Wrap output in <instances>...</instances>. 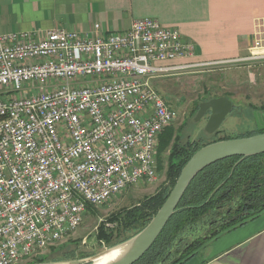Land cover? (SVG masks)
Wrapping results in <instances>:
<instances>
[{
    "label": "built area",
    "instance_id": "1",
    "mask_svg": "<svg viewBox=\"0 0 264 264\" xmlns=\"http://www.w3.org/2000/svg\"><path fill=\"white\" fill-rule=\"evenodd\" d=\"M195 57L153 19L106 35L0 34V264L43 256L88 207L156 179L159 136L178 115L154 80L230 64ZM260 59L258 37L238 62Z\"/></svg>",
    "mask_w": 264,
    "mask_h": 264
},
{
    "label": "crops",
    "instance_id": "2",
    "mask_svg": "<svg viewBox=\"0 0 264 264\" xmlns=\"http://www.w3.org/2000/svg\"><path fill=\"white\" fill-rule=\"evenodd\" d=\"M141 19H153L191 41L196 57L187 63L238 62L249 56L256 38H264V0H0V34L40 35L55 28L85 34L97 24L106 35L126 32ZM253 92L248 98L240 94L247 100L240 106L225 98L242 112L253 105L264 121ZM219 133V139L226 137ZM183 264H264V211L221 233Z\"/></svg>",
    "mask_w": 264,
    "mask_h": 264
},
{
    "label": "trees",
    "instance_id": "3",
    "mask_svg": "<svg viewBox=\"0 0 264 264\" xmlns=\"http://www.w3.org/2000/svg\"><path fill=\"white\" fill-rule=\"evenodd\" d=\"M220 97L228 98L230 95L218 93L202 102ZM245 97L248 98V95ZM239 103H247V101L237 102ZM247 106L255 111L256 107L253 105ZM263 132L251 131L238 138L251 137ZM217 134L218 132L213 135L217 137ZM227 139L231 138L214 139L206 144L194 140L181 143L173 129L170 127L165 129L158 139L156 159L160 171L164 170L165 166L166 182L153 196L145 197L139 206L111 214L107 223L119 225L116 233L113 231L104 233L101 225L97 229L98 239L111 242L131 227L136 230L137 224L142 225L141 229L130 237L140 232L163 205L190 157L208 144ZM163 154H167L165 159L162 157ZM263 211L264 154L231 157L216 162L202 170L192 180L160 235L151 248L134 264H183L221 233L245 224ZM86 213L94 215L95 212L88 207ZM49 249L55 250L53 246L47 251ZM68 254L72 256L73 253ZM68 254H63L50 262H65L70 259L67 258ZM45 259L41 256L26 264L43 263L46 262Z\"/></svg>",
    "mask_w": 264,
    "mask_h": 264
},
{
    "label": "rangeland",
    "instance_id": "4",
    "mask_svg": "<svg viewBox=\"0 0 264 264\" xmlns=\"http://www.w3.org/2000/svg\"><path fill=\"white\" fill-rule=\"evenodd\" d=\"M154 82L165 102L177 112V120L170 128L178 135L181 143L194 140L206 144L214 139H219L214 135L204 134L208 117L205 116L206 114L201 118H196L197 106L209 96L226 93L228 96L230 95V100L237 104L243 100L242 95H255L253 91L256 90L257 107L264 109V59L216 66L205 71L180 72L156 79ZM237 105L240 106V103ZM235 107L237 106L234 105L233 111L220 125L218 131L221 135L235 139L248 132L258 130L256 123L252 122L255 118V111L243 108L242 112L239 111L240 108L235 109ZM240 114H243V117ZM245 116L250 117V120L247 121L248 118ZM166 156L167 154H163V159ZM164 165L166 164L164 163ZM165 182V166L164 170L160 171L157 164V176L151 184L130 187L109 202L97 207H90L94 210V215L86 213L81 225L76 230L53 245L55 250L46 251L43 255L46 262L68 253L73 254L72 256L68 254L67 258L71 260L65 262L90 261L133 238L135 235L132 237L130 235L141 229V224L135 225L136 230L134 227H129V230L118 235L111 242L100 241L97 237V229L103 225L104 233L110 231L116 233L119 225L107 223L108 217L113 213L139 206L145 197H151L157 193ZM120 227L122 229V226Z\"/></svg>",
    "mask_w": 264,
    "mask_h": 264
},
{
    "label": "water",
    "instance_id": "5",
    "mask_svg": "<svg viewBox=\"0 0 264 264\" xmlns=\"http://www.w3.org/2000/svg\"><path fill=\"white\" fill-rule=\"evenodd\" d=\"M233 109V103L225 97L211 99L198 105L196 118H201L209 111L204 131L207 135H213L218 132L220 125ZM254 116L258 131H264V121L260 120L256 113ZM260 154H264V132L251 137L220 140L195 152L183 166L173 189L155 216L137 235L117 246L130 245V249L125 257L114 264H134L151 248L176 210L186 189L202 170L231 157H252ZM105 253L90 261L34 264H95Z\"/></svg>",
    "mask_w": 264,
    "mask_h": 264
},
{
    "label": "bare ground",
    "instance_id": "6",
    "mask_svg": "<svg viewBox=\"0 0 264 264\" xmlns=\"http://www.w3.org/2000/svg\"><path fill=\"white\" fill-rule=\"evenodd\" d=\"M130 249V245L117 247L105 253L103 257L98 259L95 264H114L125 257Z\"/></svg>",
    "mask_w": 264,
    "mask_h": 264
},
{
    "label": "flooded vegetation",
    "instance_id": "7",
    "mask_svg": "<svg viewBox=\"0 0 264 264\" xmlns=\"http://www.w3.org/2000/svg\"><path fill=\"white\" fill-rule=\"evenodd\" d=\"M233 111V110H232ZM205 116H208L209 117V111L208 112H206V115ZM208 117H207V119H208ZM207 122V121H206Z\"/></svg>",
    "mask_w": 264,
    "mask_h": 264
}]
</instances>
